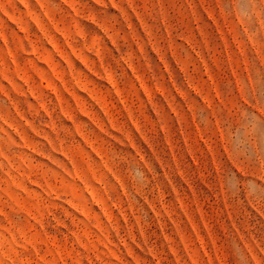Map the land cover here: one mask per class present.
I'll list each match as a JSON object with an SVG mask.
<instances>
[{"label":"rangeland","instance_id":"374dc122","mask_svg":"<svg viewBox=\"0 0 264 264\" xmlns=\"http://www.w3.org/2000/svg\"><path fill=\"white\" fill-rule=\"evenodd\" d=\"M0 264H264V0H0Z\"/></svg>","mask_w":264,"mask_h":264}]
</instances>
